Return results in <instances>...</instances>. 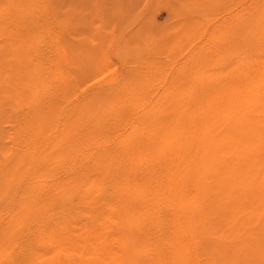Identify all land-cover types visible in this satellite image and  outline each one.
I'll list each match as a JSON object with an SVG mask.
<instances>
[{"label": "rangeland", "instance_id": "1", "mask_svg": "<svg viewBox=\"0 0 264 264\" xmlns=\"http://www.w3.org/2000/svg\"><path fill=\"white\" fill-rule=\"evenodd\" d=\"M61 127L82 133L83 156L48 149L22 164L23 148ZM178 143L201 242L165 260L264 264V0H0L1 251L29 241L30 218L92 199L127 158L138 181L160 180Z\"/></svg>", "mask_w": 264, "mask_h": 264}, {"label": "bare ground", "instance_id": "2", "mask_svg": "<svg viewBox=\"0 0 264 264\" xmlns=\"http://www.w3.org/2000/svg\"><path fill=\"white\" fill-rule=\"evenodd\" d=\"M37 42H39V41H37ZM224 73H226V72H224ZM242 73H243V71H242ZM217 74H219V73H217ZM226 76L227 75H225V77ZM230 77H231V75H230ZM240 77L238 75L237 78L240 79ZM213 78H214V76H213ZM219 78H222V77H219ZM210 79H212V78H210ZM219 80H218V84L221 82ZM96 81L97 80L92 81V83L89 86H91L92 84L94 85ZM212 81L214 83V81H217V79L215 78V80H212ZM207 82H205V83L207 84ZM228 82H225V83L229 85ZM230 82H231V80H230ZM215 83L217 84V82H215ZM239 83H240V81H239ZM242 83H243V81H242ZM95 85H98V84L96 83ZM99 85L101 86V84H99ZM203 85H204V83H203ZM212 85H214V84H212ZM230 85H231V83H230ZM239 85L241 86L242 84L240 83ZM208 86L210 88L211 85L209 84ZM214 86L217 87L218 85H214ZM87 87H85V89ZM204 87H206V86H204ZM218 87L216 89H218ZM229 88H227V91L230 90ZM238 88H240V90H241L242 86L238 87ZM244 88H246V86ZM258 88L261 89L262 87H258ZM85 89H82V90L84 91ZM248 89H250V88H248ZM260 89L258 90V92L260 91ZM206 90H208V89H206ZM219 91L220 90L218 89V92ZM185 92L186 91H184V93ZM228 92L231 93V91H228ZM242 92H243V89H242ZM202 93H204V91ZM216 93H217V91H216ZM224 93H226V92H224ZM238 93H240V92L238 91ZM238 93H237V96L240 95V94L238 95ZM254 93H253V98L255 95ZM241 94H243V93H241ZM247 94L248 93H246V95ZM250 94H251V92H250ZM259 94H262V93H259ZM202 96H204V95H202ZM212 96L213 95H211V97ZM248 96H249V94H248ZM248 96H247V100H248V98H250ZM205 97H206V95H205ZM205 97H203L202 104L204 102L206 104V101H204ZM227 97H228V95H227ZM255 97H256V95H255ZM219 98H217V100H219ZM251 98L249 100H251ZM206 99H209V97ZM226 99H228V98H226ZM141 100H143V97ZM237 100L239 101L238 97H237ZM256 100H257V98H256ZM210 101H212V100L210 99ZM230 101H232L231 96H230ZM138 103H140V102H138ZM208 103L209 102H207V106L212 105V104H210L211 102L209 103L210 105ZM248 104H247V106H248ZM228 106H229V104H228ZM252 106L254 107V104ZM70 107H71V105H70ZM138 107H139V105H138ZM201 107H204V106H201ZM210 108H211V106H210ZM210 108L207 107V109H205V110H207V112L211 113L212 109H210ZM228 108L230 110V107H228ZM228 108H225V110ZM231 108H232L231 110H233V107H231ZM222 109H224V108H222ZM128 110H126V111H128ZM129 111H131V110H129ZM187 112H188V110H187ZM193 112H192V115H193ZM201 112H202V110H201ZM203 112H204V110H203ZM218 112H222L221 109ZM226 112H227V110H226ZM228 113L231 114L230 112H228ZM197 115H199V114H197ZM220 115H221V113H220ZM223 115H224V112H223ZM195 116H196V114H195ZM108 117L110 118V116H108ZM212 117H213V115H212ZM220 117L222 119V116H220ZM229 117H231V116H229ZM114 118L116 119V117H114ZM127 120H128V118H127ZM223 120H221V121H223ZM231 120H232V118H231ZM199 122L197 124H199ZM166 124H168V123H166ZM187 125H188V122H187ZM193 125H195V124H193ZM56 126H58V123ZM122 127H120V128H122ZM182 127L184 128V126H182ZM110 129H112V128H110ZM196 129H197V127H196ZM183 130L185 131V129H183ZM187 130H189V129H187ZM191 131L195 132V131H193V128ZM189 132H190V130H189ZM181 133H183V132H181ZM114 134L116 135L117 133H114ZM81 135H82V133H80V132L78 133V132H73V131H66L64 127H61L60 129H54L53 132L49 134L50 137L48 136L49 139H51V140H48L49 144H47V142L38 141L37 139H34L29 146H26L25 148H23L22 152H20V159H22V164L25 163L26 161H28V159H29L32 162L31 163L32 165L30 164V166H32V168L35 169L37 164L40 163L39 161L41 159L38 160L40 154L44 151H47L48 149L54 150L58 154H61V155L63 154V156H69V154L70 155L72 154V155H74L75 159H76V157L83 156L84 152H86L87 148L82 147L80 144H78V141H79L78 139H80V141H82L80 138ZM196 135H198V134H196ZM45 141H46V139H45ZM185 141H186L185 143H187L188 140H185ZM170 142H172V141L170 140ZM191 142H194V141H191ZM106 143H105V145H106ZM173 143H174V141H173ZM178 144H179V146L181 144V149L179 146L173 147V145H172V150L169 149V151L170 150L171 151L170 152L167 151V153L165 155L167 157V159L166 158H164V159H166V161L169 160V164H168V162L167 163L165 162L166 165L163 164L164 165L163 169L162 168L161 169L163 170V173L165 171L166 175H164L162 173L163 176L161 177L160 180L152 179V180H149L148 182L138 181L136 179L138 160L136 159L135 156H132V162L130 160L128 162V160H127L128 158H127L126 161L124 160L125 162L122 163L123 165H125V166H121V168L123 169V172H121L122 169H120V166H118V167L116 166V172L115 173L116 174L120 173L122 175L119 177L117 174L116 178H112L111 181L103 183L100 190H98L95 193V195L92 197V199L87 200L83 197H80L77 199L76 202H73V204L67 203L59 210H56V209L55 210H52V209L48 210L47 209V211L45 210L44 214L41 217L36 218V219L30 218L33 225L30 229V232L26 234V236L28 235L27 237H28L29 241L27 240L25 243V240L27 239L26 238V239H24V243H20L19 245H17V246H21L20 248L17 249L18 250L17 253H16V249H14V250L12 249L14 251V253L10 249H9V251H6V250L1 251V249H0V264H169L170 263L169 259L165 260V257L167 256V254L169 252L166 253L165 249L169 248V247L173 248V249L178 248L179 247L178 244H181V243L183 245H185L186 254H190L191 244H193L194 242L197 241L198 245L200 246L201 240L198 238L196 240L197 236L195 237V235H193L194 223H195L194 212H192L193 207L191 206V204L188 203L187 198H186V196H187L186 193L190 192V190H191V188H190L191 187V182H190L191 180L189 179L187 174H191V172L193 171V167L190 166L191 160L189 159V157H188V159L190 161H188L184 165L182 164V162H183V159H182L183 158V156H182V153H183L182 150L183 149H182V147L183 146L185 147V145L182 146V143H178ZM194 144H192V145H194ZM104 146H102L101 148H103ZM168 146H170V145H168ZM164 147H166V146H164ZM98 150H99V147H98ZM164 150H166V149H164ZM94 152H95V150H94ZM14 154H15V152H14ZM92 155H93V153H92ZM161 156H162L161 161L159 160L160 163L162 162L164 154L163 155L161 154ZM31 158H32V160H31ZM80 161L78 163H80V165H81L82 161L81 162ZM164 161H163V163H164ZM74 162H72V164H74ZM87 162H89V161H87ZM78 163L76 165H78ZM161 166H162V164H161ZM2 168H3V166H2ZM6 168H7V166H6ZM74 168L76 169V166H74ZM74 168H73V170H74ZM78 168H80V166H78ZM159 168H160V166H159ZM141 169L145 170L146 173L148 174V176L152 177L151 172L153 170L150 167L149 163H147V165L143 166ZM161 169H160V173H161ZM92 170H93V168H92ZM171 172L173 173V176L170 177V175L172 174ZM8 173H10V172H8ZM69 174H71V171ZM186 175H187V179H186ZM164 176H168V177H166V179H165ZM39 179H41V177ZM25 180H27V179H25ZM36 185L37 184H33V186H36ZM78 188H81V187H78ZM251 195H252V193H251ZM146 203H147L148 207L146 206ZM140 206L143 209L142 212L138 211ZM150 209H152L151 212L148 211ZM7 216L8 215H6V217ZM158 217H160L159 219H161L160 220L161 222H158ZM2 221H3V219H2ZM8 223H9V221L5 220V222L3 224L7 225ZM159 237L162 238L163 240L158 239ZM15 246L16 245H14V247ZM45 251H49L50 255L45 256L44 255ZM165 254H166V256H165ZM170 254H172V253H170ZM173 256H175V255H173ZM173 256H171V257H173ZM173 261H175L174 257H173ZM189 262L191 263V261H189ZM184 264H189V263L186 262ZM193 264H198L197 258H195V263H193Z\"/></svg>", "mask_w": 264, "mask_h": 264}]
</instances>
